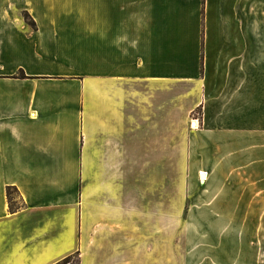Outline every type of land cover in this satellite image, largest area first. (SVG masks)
Here are the masks:
<instances>
[{"label":"crops","instance_id":"0c3cea01","mask_svg":"<svg viewBox=\"0 0 264 264\" xmlns=\"http://www.w3.org/2000/svg\"><path fill=\"white\" fill-rule=\"evenodd\" d=\"M39 2L0 0V264H264V0Z\"/></svg>","mask_w":264,"mask_h":264},{"label":"rangeland","instance_id":"374dc122","mask_svg":"<svg viewBox=\"0 0 264 264\" xmlns=\"http://www.w3.org/2000/svg\"><path fill=\"white\" fill-rule=\"evenodd\" d=\"M34 0H32V2H33ZM38 1H40V2H43V3H46V2H52V3H60V2H62V3H64V5H66V6H68V4H73L74 2H76V1H78V0H38ZM39 2V3H40ZM39 8H41V6H42V4L40 3L39 5ZM70 7H72V6H70ZM34 9V8H33ZM25 9H20V8H17L16 9V12H17V15L18 16H20V17H23V11H24ZM29 14H30V16H31V21H32V23L33 24H30L32 27H33V29H35V30H37L39 27H38V24H37V22H36V19H35V16H34V14H32L30 11H28V10H26ZM74 11V10H73ZM48 14L46 13V16H47ZM61 16V15H60ZM195 117H197V119L198 118H200V117H202V111L201 112H195V115H194ZM200 121V120H199ZM195 123V122H194ZM194 126H196L195 124H194ZM183 165V161L182 162H180V160H179V162H178V167L179 166H182ZM190 176H192L190 173H189V171H187V170H184V169H180V168H178V170H177V186H176V192H177V194H178V196L180 195V194H183L184 192H187V188H188V186L185 184L186 183V181H187V178H189ZM196 176L198 177V178H201V173L200 172H197V174H196ZM179 204V203H178Z\"/></svg>","mask_w":264,"mask_h":264},{"label":"trees","instance_id":"16d2710c","mask_svg":"<svg viewBox=\"0 0 264 264\" xmlns=\"http://www.w3.org/2000/svg\"><path fill=\"white\" fill-rule=\"evenodd\" d=\"M23 17L27 20L28 23L30 24L34 23V22L32 23L31 16L26 10L23 11ZM15 192H16L15 188L12 187L8 188V196L10 199L11 209H15L18 205L17 202L13 201ZM56 264H81L80 254L75 253L73 255H70Z\"/></svg>","mask_w":264,"mask_h":264},{"label":"bare ground","instance_id":"6f19581e","mask_svg":"<svg viewBox=\"0 0 264 264\" xmlns=\"http://www.w3.org/2000/svg\"><path fill=\"white\" fill-rule=\"evenodd\" d=\"M194 124L197 126V122H195ZM202 177H203V179H204V175H203Z\"/></svg>","mask_w":264,"mask_h":264}]
</instances>
